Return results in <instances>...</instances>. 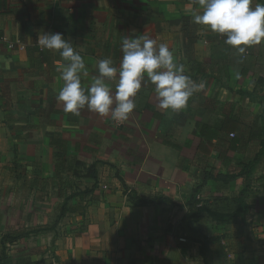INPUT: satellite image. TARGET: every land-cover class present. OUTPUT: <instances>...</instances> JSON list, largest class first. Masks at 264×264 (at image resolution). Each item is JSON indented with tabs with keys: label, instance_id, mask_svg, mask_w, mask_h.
<instances>
[{
	"label": "crops",
	"instance_id": "obj_1",
	"mask_svg": "<svg viewBox=\"0 0 264 264\" xmlns=\"http://www.w3.org/2000/svg\"><path fill=\"white\" fill-rule=\"evenodd\" d=\"M200 11L193 0H0V163L14 149L8 163L31 191L12 211L14 227L32 229L11 242L17 263L264 264V42L238 54L193 22ZM43 33L83 57L85 88L99 60L119 67L122 39L139 36L166 44L202 87L165 111L145 77L126 121L87 107L73 115L56 99L67 62L39 45ZM240 200L243 219L211 216Z\"/></svg>",
	"mask_w": 264,
	"mask_h": 264
},
{
	"label": "clouds",
	"instance_id": "obj_2",
	"mask_svg": "<svg viewBox=\"0 0 264 264\" xmlns=\"http://www.w3.org/2000/svg\"><path fill=\"white\" fill-rule=\"evenodd\" d=\"M200 12L192 20L225 37V43L238 54L248 47L264 42V4L252 7V0H193ZM39 45L47 50L59 51L67 62L61 70L63 87L56 99L63 103L64 111L80 115L82 109L100 116H111L115 121H126L136 108L134 97L145 77L154 85L159 107L165 111L179 112L187 107L197 85L178 65L173 52L166 44H159L147 36L122 39V58L119 67L111 58L97 63L98 75L89 87L82 86L81 77L88 76L83 57L75 52L70 40L60 33H43ZM115 81V91L110 86Z\"/></svg>",
	"mask_w": 264,
	"mask_h": 264
},
{
	"label": "rangeland",
	"instance_id": "obj_3",
	"mask_svg": "<svg viewBox=\"0 0 264 264\" xmlns=\"http://www.w3.org/2000/svg\"><path fill=\"white\" fill-rule=\"evenodd\" d=\"M260 90L264 91V83H262ZM2 138V137H1ZM14 149L7 150L5 159L8 160V162L13 158ZM0 163V209L4 208L3 210L5 213L7 212V221H6V228L3 232H1L0 236L4 233L5 236H11L10 233H12L15 230H20V227H14V223L16 220L15 215L12 213L13 210L17 209V207H20L21 203L26 202L25 200L22 201L21 198H24L23 194H29L30 191V185L28 184H21L18 179V176L21 175V171H18V165L17 163ZM15 170V171H14ZM4 171V173H3ZM18 179V180H17ZM18 181V183H17ZM23 186V189L21 188ZM28 202H31V200H28ZM49 201L45 200V203ZM51 202V201H50ZM49 202V203H50ZM56 203V202H55ZM58 207V205H57ZM42 212H39L41 214ZM58 215V211H52V214L50 216V224H52ZM42 217L41 215H39ZM23 217V216H22ZM24 218V217H23ZM18 220V219H17ZM16 220V221H17ZM45 226H37V229H40ZM11 240V239H10ZM8 239L2 245L0 243V264H19L17 263L16 259L19 255L22 253L18 250H16L15 247L11 246V241Z\"/></svg>",
	"mask_w": 264,
	"mask_h": 264
},
{
	"label": "trees",
	"instance_id": "obj_4",
	"mask_svg": "<svg viewBox=\"0 0 264 264\" xmlns=\"http://www.w3.org/2000/svg\"><path fill=\"white\" fill-rule=\"evenodd\" d=\"M260 123H261V130H262V145H261V148L257 154V156H263L264 155V113L261 115V118H260ZM252 165L254 163H251ZM244 208H245V204L242 200H240V207L237 211L233 212L232 214H229V215H223V216H220V215H217V214H211V216L216 219V220H221V221H234L235 219L239 218V219H243L244 218V215L241 214L242 211H244ZM202 209H199L197 210V216L194 214L192 216H188L187 217V222H190V221H193V220H196L199 215H200V212H201ZM0 224H1V215H0ZM47 227H42L40 229H33L35 231H42V230H46ZM189 231L195 235L196 237H198L199 239H206V236L200 231V230H196V229H193V228H190L189 227ZM32 232V229H24V230H15L13 231L11 234V236H5L6 233L2 234L0 236V243L2 245H4V243L6 241H8V239L12 242V241H15L16 239H19V238H22V237H26L28 236L30 233ZM184 239V238H183Z\"/></svg>",
	"mask_w": 264,
	"mask_h": 264
},
{
	"label": "built area",
	"instance_id": "obj_5",
	"mask_svg": "<svg viewBox=\"0 0 264 264\" xmlns=\"http://www.w3.org/2000/svg\"><path fill=\"white\" fill-rule=\"evenodd\" d=\"M2 39H3V40H6V38H5V37H3ZM8 46H9V47H12V46H13V44H12L10 41H8ZM103 188H107V185H103ZM181 240H182V241H184V239H183V238H182Z\"/></svg>",
	"mask_w": 264,
	"mask_h": 264
}]
</instances>
